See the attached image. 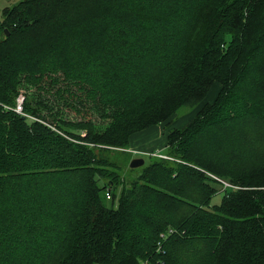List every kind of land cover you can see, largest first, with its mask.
Listing matches in <instances>:
<instances>
[{"label": "trees", "instance_id": "obj_1", "mask_svg": "<svg viewBox=\"0 0 264 264\" xmlns=\"http://www.w3.org/2000/svg\"><path fill=\"white\" fill-rule=\"evenodd\" d=\"M186 109L124 179L128 137ZM0 264H264V0L1 9Z\"/></svg>", "mask_w": 264, "mask_h": 264}, {"label": "crops", "instance_id": "obj_2", "mask_svg": "<svg viewBox=\"0 0 264 264\" xmlns=\"http://www.w3.org/2000/svg\"><path fill=\"white\" fill-rule=\"evenodd\" d=\"M193 112L195 111H192V113ZM192 115L193 114H190L185 122L183 121L182 123L179 124H178L179 121H175L174 117H172L165 123L154 125L146 129H143L139 132L133 133L128 137L126 152L129 154L136 152L137 154L145 153L144 155H147L146 153H151V154L161 153V151L165 147L166 136L168 132L172 129H178L184 126L191 119ZM183 117L185 116L182 115L180 118L182 119ZM153 149H156V151L154 152Z\"/></svg>", "mask_w": 264, "mask_h": 264}, {"label": "rangeland", "instance_id": "obj_3", "mask_svg": "<svg viewBox=\"0 0 264 264\" xmlns=\"http://www.w3.org/2000/svg\"><path fill=\"white\" fill-rule=\"evenodd\" d=\"M17 0H0V10L3 8V7H8V6H11L12 4H14ZM18 94H21V95H24V92L22 90H19ZM211 96V93L209 94L208 97ZM49 95H41L40 98H48ZM50 100H52L54 103H57V104H61L60 101H57V100H53L50 98ZM54 108H56V105L54 106ZM193 110H189V109H186V110H180L174 117L175 121H179V123H182L183 121L185 122L186 119L189 117L190 114H193L192 113ZM182 115H184L185 117H183L182 119L180 118ZM63 117L65 119H77V117H75L73 115V113L68 110V109H65L63 110ZM153 151L155 152L156 149H153ZM163 151V150H162ZM161 151V153H162ZM129 154V153H128ZM145 153H142V154H137L136 153H130L129 156H128V159H125V161L123 162V165H124V170L123 172H121V175L124 179H127V180H130L132 178H134L138 173V169L136 168V171L132 172L130 171V169L128 168V163L131 159H134V158H141L143 160V163H144V166L147 165L148 163V160H147V157L149 156L148 154H151V153H146L147 155H144ZM140 168V167H138ZM125 181V180H124ZM220 194H215L211 200H210V203L209 205H216L218 204L219 200H220Z\"/></svg>", "mask_w": 264, "mask_h": 264}, {"label": "built area", "instance_id": "obj_4", "mask_svg": "<svg viewBox=\"0 0 264 264\" xmlns=\"http://www.w3.org/2000/svg\"><path fill=\"white\" fill-rule=\"evenodd\" d=\"M23 98L24 96L21 95V94H18L14 100V105L10 108L12 110V112H14L15 114L17 115H20V116H24V113L22 111V104H23ZM152 156H156V157H160V158H166L165 156L163 155H160V154H151ZM224 186H226V184L223 183ZM105 200H108L109 199V194L108 193H105Z\"/></svg>", "mask_w": 264, "mask_h": 264}, {"label": "water", "instance_id": "obj_5", "mask_svg": "<svg viewBox=\"0 0 264 264\" xmlns=\"http://www.w3.org/2000/svg\"><path fill=\"white\" fill-rule=\"evenodd\" d=\"M142 165H143V160L141 158H134L129 161L128 168L136 169L138 167H141Z\"/></svg>", "mask_w": 264, "mask_h": 264}]
</instances>
